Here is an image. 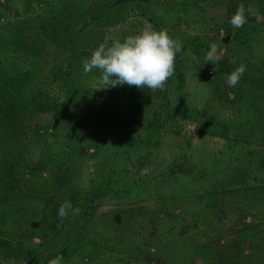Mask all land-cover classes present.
<instances>
[{
  "label": "rangeland",
  "instance_id": "1",
  "mask_svg": "<svg viewBox=\"0 0 264 264\" xmlns=\"http://www.w3.org/2000/svg\"><path fill=\"white\" fill-rule=\"evenodd\" d=\"M168 1L180 6L181 18L171 26L166 22L171 17L163 8ZM263 1L158 0L159 4H153L150 9L165 18L167 26L164 27L155 26L143 15V6L133 1L121 9L124 16L114 25L98 27L94 38L99 40L101 35L99 44L106 36L121 39L137 33L144 21L157 30H167L174 39H187L190 44L179 52V65L183 69L181 96L192 109L175 110L174 118L163 122L144 150L133 155L126 153L124 157L113 147L122 134L110 125L111 122L117 125L124 110L130 112L133 107L135 110L125 95L117 98L123 102L119 108L121 114H114L113 120L108 119L111 116H104V121L111 122H106L107 129H101L100 135L93 138H96L99 156H92L91 147L82 149L79 145L82 136L69 118L45 112L32 116L29 130L16 138L23 147L21 163L32 162V165L15 177L0 175V191L6 182L13 187L8 194L0 192V264H46L54 259V253L63 245V233L77 218L71 212L64 219L57 215L65 200L71 204L75 201L73 208H79V214L83 208L86 218L82 222L84 234L77 237L81 244L69 246L62 264H255L252 258L255 249L264 261V228L259 230L264 222V140L260 139L262 133L251 132L252 129L248 130L251 135L246 134L244 138L247 143L233 135L234 127L241 124L244 115L248 122H254L255 112L249 110V101L257 98L250 79L257 74V68L264 66V11L252 16L257 22V32L246 44L234 39L225 41L223 27L228 8L235 12L238 5L246 3L247 7L255 8L253 3L264 7ZM0 3V22L12 20L22 12V0H0ZM32 6L36 8L34 2ZM212 43L217 45L218 54L226 56L228 61L235 60L234 64L224 66L227 71L240 64L246 66L244 74L250 79L241 78L243 94L236 101L226 83L229 73L222 71V78L216 77L217 65L204 62ZM99 77L89 76L84 82L102 87ZM215 78L220 82L218 86ZM258 79L261 83L259 76ZM172 80L173 76L166 87L169 104L174 106L180 93L172 91L175 85ZM124 86L133 92L130 96L135 98L133 101L142 105L133 114L144 111L148 116L145 112L148 105L159 104L155 98L144 104V97L151 93L149 90ZM48 92L53 98H63L62 91L54 85L49 86ZM202 116L209 117L205 127L197 122ZM130 121L129 128L137 131V124L132 118ZM223 124L228 125V131H224ZM42 125L49 126L46 133L41 132ZM197 128L205 133L198 132ZM119 142L122 143L117 139ZM235 153L239 156L233 160ZM40 158L47 160L46 163H41ZM249 159L252 160L250 175L256 180L249 179L248 185L254 187L255 193L263 191L254 210L248 207V199L238 197V191L228 194L216 189L208 194L209 186L216 182L222 184L231 166L247 168ZM160 172L165 178L159 177ZM169 174L174 179L168 180ZM140 181V186L133 185ZM203 190L207 195L200 194ZM23 193L30 196L29 202H25ZM205 203L208 207L203 208ZM17 205L25 208L26 219L29 216L33 221H40V225L32 228L27 222L19 226L23 212ZM204 215L207 218L203 221ZM242 227H248L247 234L259 230L257 238L238 237ZM179 234L186 236L184 241ZM239 257L249 261L241 258L240 262ZM230 258L235 261L230 263Z\"/></svg>",
  "mask_w": 264,
  "mask_h": 264
},
{
  "label": "trees",
  "instance_id": "2",
  "mask_svg": "<svg viewBox=\"0 0 264 264\" xmlns=\"http://www.w3.org/2000/svg\"><path fill=\"white\" fill-rule=\"evenodd\" d=\"M4 1L8 2V0ZM247 1L252 3L251 0ZM32 2L36 4V8L32 6ZM131 2L136 5H142L144 8L143 15L152 21L155 26H167L165 25V18L150 9L153 4H159L158 0H22V12L17 14L12 20L0 22L1 176L15 177L20 171H27L26 168L32 165V162L29 164L21 163L23 147L16 138L17 135L21 133L24 134L29 130L28 122L34 115L45 112L56 113L64 118H69L71 121L70 123L78 129V132L82 136L83 141L79 144L82 149L87 150L88 147H91L94 149V155L92 154V156H96V154L99 156L97 152L98 147L95 143L96 138L95 140L93 138L100 135L101 129L106 128V122H111L107 120L104 121L105 117L108 118L111 116L108 119L113 120L114 114H121L122 109L120 110L119 108L120 105L122 107L123 102L117 98L121 95H125L124 98L132 102L131 104L135 106V110L136 107L142 108L140 103L133 101L135 98L130 97L133 95V92L128 90L124 85L99 88L89 86L84 82V79L89 76L100 75L99 71L96 69L87 74L83 72V61L90 58L91 53L99 46L98 41H100L101 35L99 40L94 38L95 35H98V27L103 25H114L118 22L124 16L121 9L125 4ZM231 2H233V0H231ZM247 4L248 3H246V5L244 4L245 8H247ZM253 4L257 6H255V9H257L258 12L264 11V7L259 3ZM180 5L184 4L180 3ZM179 7V3L170 1L165 2L163 5V8L171 17V19L166 21L170 26L178 18H181L179 15ZM233 13V8H228L226 10V20L223 24L225 28L224 40L234 39L239 43L246 44L248 41L252 40L251 36L257 32V22H254L252 16L249 15L248 22L242 28L234 29L229 23ZM219 26L217 25V27ZM124 37H126V35L122 36L121 40H123ZM180 41L182 42V49L190 44L187 39L183 40V38H181ZM176 58L175 73L171 83L174 82L175 84L174 87H172V91L180 94L174 106L169 104L167 97L169 91L165 85L163 91L157 90L151 92L150 94H146L143 99L144 104H149L151 98L159 100L157 106L153 104L148 105V111L146 110L145 112L149 113L150 116L145 115L144 111L133 114L135 112V110L133 111V107L130 109V112H125L124 110L117 125L113 122H111V125L109 123L110 128L111 126L112 128L116 126L122 134L120 136L122 140L119 137L117 138L119 141H122V143H117V139L114 143L111 141L113 147L118 149V153L121 156L123 155L124 157L126 153L133 155L136 154L135 152L137 151L144 150L148 145V141L152 139L154 135H157L163 122L174 118L175 110L187 111L188 108L192 109V106L181 96V92H183V69L179 65L181 60L179 52L176 54ZM228 65H231L228 62V58L223 56V59L217 63L218 68L214 71L216 77H221L220 73L222 71L229 73L230 70L227 71L226 68H224V66ZM257 70V74L251 79L250 76H247L248 74H244L241 77L243 79H250V85L253 87L255 97L257 98L251 99V102L249 101V110L253 109L255 112L254 122L253 120L248 122L247 116L244 115L240 119L241 124L237 122L238 125L234 127V137L237 136L243 141H245L244 138L247 136L246 134L251 135L248 132L249 129H252L251 132L257 130L259 131L258 133H262L260 134V139L264 140V91H259V88H264V66L257 68ZM257 75L261 83H259ZM241 78L235 87H231L235 101L243 94L242 87L244 85ZM215 80V86H218L220 82L217 78H215ZM52 85L62 91V100L53 98L48 92L49 86ZM257 90L258 92H256ZM221 95H223V93ZM253 100L256 101L252 102ZM99 111L101 115H99ZM131 118L137 124L140 133H138V130L134 131L129 128ZM208 118L209 117L206 118L202 116V118L197 119V122L205 127L208 125ZM49 126L53 127L54 125L50 124ZM49 126L42 125L41 132L46 133ZM223 128L225 132L228 131V125L223 124ZM197 131L205 133V131H200L199 128H197ZM85 134H89V137L85 138ZM247 142L248 140L244 143ZM66 152L70 153L72 151L67 150ZM66 152L64 153L67 154ZM237 155L239 156V154L235 153L233 156L234 158L232 157L233 160H236ZM142 157H140L141 159H139V161L142 160ZM46 161L47 160L40 158L41 163H46ZM247 161V168L238 169V165L231 166L230 170L225 173V178H222V184L216 182L212 187L209 186L210 191L208 194H213L216 189H220L219 192L228 194H231L233 190L238 191V197L248 199V207L254 210L253 206L257 204L259 195L263 191L255 193L254 187L248 185L249 179L256 180V178L250 175L249 167L252 165V160L249 159ZM159 175L161 178L164 177L163 172H160ZM169 175L170 176L167 177L168 180L171 178L174 179L173 175ZM42 181L44 180L42 179ZM141 183L140 181L133 185L138 187ZM262 186H264V184H262ZM12 188L11 183L6 182V184L2 186V191L0 192H3V195H5L8 194L7 192H10ZM204 192L205 190L201 191L200 194L207 195ZM23 195L25 202H29L30 196L25 193H23ZM86 203H88L87 199ZM72 204H76L75 201H73ZM16 207L23 212V215H21L23 219H19L21 220V225L19 226H23L24 223L28 224L27 222H29L28 226L32 228H37L40 225V221H33L29 216L27 218L28 220L24 217L25 208L23 206L17 205ZM206 207H208V204H203V208ZM81 210L82 212L76 216L75 222L63 233L61 237L63 245L59 246L57 253H54V258L62 256L64 259L67 255L66 251L69 249V246L74 243H79L77 237L80 233L84 234V232H82V227L84 226L82 222L86 218L84 209L82 208ZM43 217L45 218V216ZM205 218H207V215L201 217L203 221ZM49 225H51V223H49ZM247 228L248 227H242L238 232V237L242 235L245 239H255L258 235L257 232L264 228V222L257 232L251 231L250 234H247ZM179 236L183 241L186 238L184 234H179ZM1 240L5 242V239ZM196 252L197 250H195V253ZM253 254L254 256L252 258L255 259V264H264V261L261 260L263 259L260 256L261 254L258 253V249H255ZM241 258L242 257H239L240 262ZM229 260L230 263L231 260L235 261V259L232 258ZM242 261L249 260L242 258Z\"/></svg>",
  "mask_w": 264,
  "mask_h": 264
},
{
  "label": "clouds",
  "instance_id": "3",
  "mask_svg": "<svg viewBox=\"0 0 264 264\" xmlns=\"http://www.w3.org/2000/svg\"><path fill=\"white\" fill-rule=\"evenodd\" d=\"M249 15H258V10L252 6L245 8L240 4L229 23L234 29L242 28L248 22ZM181 49L182 42L170 37L167 30H157L150 22L144 21L137 33L127 35L123 40L106 36L90 58L83 61V72L87 74L94 69L98 70L99 83L102 84L99 88L127 84L150 92L163 91L175 73L176 54ZM221 59L223 56L218 54L217 45L212 43L204 62H210L215 66ZM228 62L234 64L235 60ZM245 71V65H238L225 77L226 83L230 87H235ZM69 212L79 215L80 209L73 208L71 202L65 200L60 204L57 215L64 219L68 217ZM62 260V256H57L48 260L46 264H62Z\"/></svg>",
  "mask_w": 264,
  "mask_h": 264
}]
</instances>
